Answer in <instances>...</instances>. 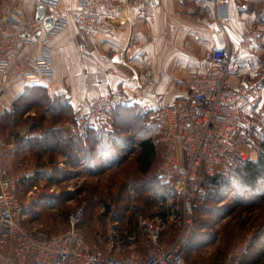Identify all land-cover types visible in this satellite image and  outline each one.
Returning <instances> with one entry per match:
<instances>
[{"label":"crops","instance_id":"crops-1","mask_svg":"<svg viewBox=\"0 0 264 264\" xmlns=\"http://www.w3.org/2000/svg\"><path fill=\"white\" fill-rule=\"evenodd\" d=\"M84 1L57 0L55 6L45 7L43 18L52 17L53 22L64 18L66 25L49 35L51 27L47 30L41 19L43 28L36 40L18 48L16 62L46 55L51 78L30 82L15 77L0 86V151L9 154L11 175L20 184L19 199L21 195L35 199V194L40 200L50 198V191L38 189L48 180L55 182L53 171L58 175L61 168L84 169L89 174L100 166V158L88 151L94 144L88 136L98 129H69L79 103L106 91L130 95L149 73L156 76L152 91L162 94L166 104L174 103L187 94L188 77L199 62L218 46L238 55L235 82L249 85L264 71V0H156L150 18L138 10L146 0H107L110 6L101 9L105 27L90 37L78 32L73 17ZM40 5L41 0H0V23L10 11L23 20H37ZM253 26L263 36L258 44L244 48L240 35ZM257 92L264 100V85ZM16 114L21 123L8 124ZM48 119L50 126L40 128L39 121L47 124ZM51 136L75 146L61 143L47 149L44 145ZM123 146L127 153L129 145Z\"/></svg>","mask_w":264,"mask_h":264},{"label":"built area","instance_id":"built-area-1","mask_svg":"<svg viewBox=\"0 0 264 264\" xmlns=\"http://www.w3.org/2000/svg\"><path fill=\"white\" fill-rule=\"evenodd\" d=\"M56 2L41 0L44 7H53ZM109 6L107 0L82 2L73 14L78 32L90 37L103 29L101 9ZM151 6L150 1H143L138 5L139 13L150 18ZM261 12L264 17V5ZM219 18L224 20L223 15ZM65 25L64 18L56 19L49 35ZM42 28L40 20H23L15 11H10L0 23V86L15 77L30 82L51 78V61L46 55L23 57L16 62L19 46L35 41ZM221 35L219 32L217 37ZM240 36L243 47L248 48L258 44L263 31L253 26ZM47 42L45 39L42 44ZM12 63L15 64L8 72ZM238 69L236 51L218 46L199 62L198 69L188 77L187 94L174 103L166 104L162 94L152 91L156 76L149 73L130 95L106 91L79 103L74 111L69 128L73 131L106 129L112 111L118 107L137 105L152 112L162 133L157 138L162 146L160 177L173 181L182 198L184 219L172 241L162 242L161 229L150 222L146 225L150 247L143 256H108L90 246L79 229L85 215L83 205L67 213V229L63 232L49 233L38 226L24 225L25 212L18 196L20 184L11 175L9 154L0 151V264H191L183 251L194 202L205 193L206 176L223 159L252 160L246 148L250 134L247 130L259 125L253 108L260 110L264 119V100L257 92L264 85V71L245 86L234 80ZM243 253L244 248L231 252L228 264H239Z\"/></svg>","mask_w":264,"mask_h":264},{"label":"rangeland","instance_id":"rangeland-1","mask_svg":"<svg viewBox=\"0 0 264 264\" xmlns=\"http://www.w3.org/2000/svg\"><path fill=\"white\" fill-rule=\"evenodd\" d=\"M252 113L259 125L247 130L246 148L255 161L264 138V119L260 110L253 108ZM112 115L105 129L109 133L88 136L94 144L101 138L99 145L90 144L91 151L95 148V159L100 158V166L89 174L84 169L61 168L58 175L53 171L55 182L48 180L38 187L39 193L50 191L51 197L46 200H40L37 194L29 200L21 195L23 224L49 233L63 232L67 229V213L83 205L85 215L79 229L90 246L114 258L140 257L150 247L147 223L161 229L164 243L176 237L184 219L182 198L173 181L160 177L162 146L158 142L150 171L140 175L139 142L146 138L157 141L162 134L152 112L135 106L117 109ZM39 122L40 128L50 126L49 119L47 124ZM64 139L51 136L44 147L52 149L61 143L66 147L69 144ZM122 141L129 145L125 146L127 153L121 150ZM224 160L211 175L217 179H207L204 195L194 202L184 258L191 264H228L230 253L244 248L239 264H264V176L251 189L249 179L246 184L240 171L235 172V159L229 167Z\"/></svg>","mask_w":264,"mask_h":264},{"label":"trees","instance_id":"trees-1","mask_svg":"<svg viewBox=\"0 0 264 264\" xmlns=\"http://www.w3.org/2000/svg\"><path fill=\"white\" fill-rule=\"evenodd\" d=\"M135 106H137V105L118 107L114 111H116L117 109L134 108ZM25 107H29V106L27 105ZM25 107H24V109H25ZM114 111H112V113H114ZM20 114H16L15 116H13L14 118L12 117L11 120H7V121L10 122V123H12V124H13V122H14V124L17 123L15 121L16 120H19ZM6 118H9V117H6ZM109 122H110V120H109ZM262 130H264V129H262ZM99 132H106V130L105 129H98L97 130V133H99ZM261 137H262V135H261ZM100 143H101V138L96 139L95 146L96 145H99ZM155 143L158 145L157 141H153L150 138L143 139L142 141L139 142L140 155L137 158V163L139 164V168H140L139 169V172H140V175H144V173H148V171L151 168V165H152L153 160H154L155 155H156ZM121 144H122L121 145V150H122L124 148L123 145H127V143L125 144L122 141ZM116 146H117V144H116ZM88 151L89 152H93L94 155L96 154L95 148H93L92 151H91V149H88ZM99 151H100V149H99ZM258 153H259V155H258L259 157L255 161L249 160V159L235 158V163L238 164L235 167V172L240 171L239 173L243 177V181L246 182V184L248 182V180H246V179H249V181L251 183L248 184L249 185L248 187L251 188V189H255V187L257 185L256 184L257 181L264 176V138L261 139V141H260V144H259V152ZM231 163L232 162H229L227 160L225 161V164H226L227 167H229V165ZM137 169H138V167H137ZM211 175H207L206 176V178L204 180V183H205V181L207 179H209V182L210 181L212 182V180L214 182L217 179L216 177L211 176Z\"/></svg>","mask_w":264,"mask_h":264},{"label":"water","instance_id":"water-1","mask_svg":"<svg viewBox=\"0 0 264 264\" xmlns=\"http://www.w3.org/2000/svg\"><path fill=\"white\" fill-rule=\"evenodd\" d=\"M156 0H154V2L151 1V4L154 5ZM45 7L43 5H40L38 7V13H37V20H41L43 19V23L46 24V29L48 30L51 26H52V22H53V19L52 17H44L43 18V15H44V12H45ZM50 21V23H49ZM49 24V25H48ZM35 38V37H34Z\"/></svg>","mask_w":264,"mask_h":264}]
</instances>
